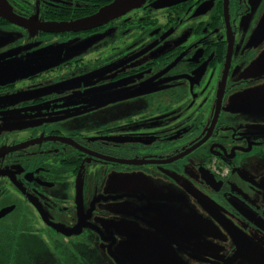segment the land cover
<instances>
[{
	"label": "flooded vegetation",
	"instance_id": "1",
	"mask_svg": "<svg viewBox=\"0 0 264 264\" xmlns=\"http://www.w3.org/2000/svg\"><path fill=\"white\" fill-rule=\"evenodd\" d=\"M6 1L0 264H264V0Z\"/></svg>",
	"mask_w": 264,
	"mask_h": 264
},
{
	"label": "water",
	"instance_id": "2",
	"mask_svg": "<svg viewBox=\"0 0 264 264\" xmlns=\"http://www.w3.org/2000/svg\"><path fill=\"white\" fill-rule=\"evenodd\" d=\"M144 2L145 0H114L111 3L100 8L99 11L92 16L64 23H46L44 24L43 30L60 31L88 27L101 22H105L111 17L116 16L126 10L137 8ZM162 5L164 4L160 3L156 6ZM0 16L9 19L11 22L24 25L21 22V19L13 13L11 6L7 3L6 0H0Z\"/></svg>",
	"mask_w": 264,
	"mask_h": 264
},
{
	"label": "rangeland",
	"instance_id": "3",
	"mask_svg": "<svg viewBox=\"0 0 264 264\" xmlns=\"http://www.w3.org/2000/svg\"><path fill=\"white\" fill-rule=\"evenodd\" d=\"M24 167H26V165L23 164H16V165H10L8 166V170L10 173H14L16 172L18 169H23ZM13 230V229H12Z\"/></svg>",
	"mask_w": 264,
	"mask_h": 264
}]
</instances>
